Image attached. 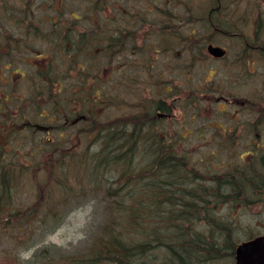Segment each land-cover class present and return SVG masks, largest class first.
Instances as JSON below:
<instances>
[{
    "label": "flooded vegetation",
    "instance_id": "obj_1",
    "mask_svg": "<svg viewBox=\"0 0 264 264\" xmlns=\"http://www.w3.org/2000/svg\"><path fill=\"white\" fill-rule=\"evenodd\" d=\"M102 101L115 125L173 139L209 182L255 178L264 0H0V130L30 136V162L71 149L68 115L86 124ZM240 184L235 212L257 214L244 223L261 230L251 238L264 233V189L246 199Z\"/></svg>",
    "mask_w": 264,
    "mask_h": 264
},
{
    "label": "trees",
    "instance_id": "obj_2",
    "mask_svg": "<svg viewBox=\"0 0 264 264\" xmlns=\"http://www.w3.org/2000/svg\"><path fill=\"white\" fill-rule=\"evenodd\" d=\"M54 107L52 103L49 109L46 108ZM100 111L98 119L93 112L89 122L75 128L70 123L72 116L68 115V143L73 145L67 151L70 170L67 173L64 168H59L61 162L55 163L59 167H55L52 178L48 176L47 179L50 181L48 193L62 202L68 199L70 191L76 190L77 194L81 189L80 195L101 192L98 196L106 204L105 221L83 250L38 264H197L199 260L223 255L232 259L236 241L260 231V228L244 223L248 219L243 220V216L249 212H235V201L243 188L240 183L247 188L241 193L246 199L254 196L257 189H264V171L252 178L246 175L249 171L238 169L250 180H227L230 174L223 173L222 179L216 178L211 183L204 173L210 171L200 169L194 156L172 146L173 139H163L159 132L149 134L144 131V124L135 125L133 129L115 125L103 101ZM130 120L133 119L130 117ZM59 123L56 134L61 139L60 120ZM23 143V139L14 140L13 133L0 130V218L17 216L2 228L8 235L5 239L15 244L28 237L36 213V209H30L22 217L8 205L12 189L16 187L12 182L14 170L17 178L22 173L23 160L37 153L32 149L34 143L20 146ZM24 147L27 149L22 153ZM52 148L55 149L54 146L48 149ZM138 153L140 167L147 164L138 173L130 172V177L110 174L116 171L113 168L126 162L133 164ZM5 193L8 194L2 200ZM47 199L49 203V197ZM225 202L230 205L220 208ZM241 228L250 231L243 230L241 236L238 232ZM24 232H27L26 236L18 242L19 236L15 235Z\"/></svg>",
    "mask_w": 264,
    "mask_h": 264
},
{
    "label": "rangeland",
    "instance_id": "obj_3",
    "mask_svg": "<svg viewBox=\"0 0 264 264\" xmlns=\"http://www.w3.org/2000/svg\"><path fill=\"white\" fill-rule=\"evenodd\" d=\"M28 144L29 140L25 138V143L22 146ZM26 149V147L22 148V153H25ZM139 155V153L136 155L137 160L133 164L129 163L130 166L125 161L126 163L123 166L113 168L116 171H112L110 174L115 176L123 174L124 177H130L132 176L130 172L138 173L139 169L147 166V164H144L140 167V163H138ZM22 167V173L17 178L16 170H14V180L12 182L16 184V187L12 189L13 194L8 205H11V211L20 213L22 217L30 209H36V213L33 215L34 226L22 243H10L5 239L8 235H5L2 228L7 226L8 221H13L17 216L12 214L0 218V223L3 222V224H0V261L15 264H38L45 260L83 250L84 246L90 243L93 234L99 230L103 221H105L103 217L104 212L106 213V204L98 196L101 192H88L80 195L81 189L77 194L76 190L70 191L72 192V194L70 192L68 194L70 197L68 196V199L62 202L59 198L51 197L48 193L50 181L47 177L51 176L54 168L59 167L58 165L53 163L24 164ZM59 168H64L68 173L70 164L63 163ZM7 194L2 195L1 199L4 200ZM48 197L49 203H47ZM250 217H254V213L245 214L243 220ZM159 229L162 230V228ZM196 230L203 231L201 227H196ZM243 230V228L238 229L239 235H244ZM251 231L254 232V230ZM161 233L164 234L163 231ZM26 234L27 232L17 233L15 236H19L18 242H21ZM237 238L239 237L237 236ZM244 239L243 237L239 238L236 244ZM231 260L228 255H223L210 258V260H199L197 264H231Z\"/></svg>",
    "mask_w": 264,
    "mask_h": 264
},
{
    "label": "water",
    "instance_id": "obj_4",
    "mask_svg": "<svg viewBox=\"0 0 264 264\" xmlns=\"http://www.w3.org/2000/svg\"><path fill=\"white\" fill-rule=\"evenodd\" d=\"M234 257V264H264V235L238 244ZM0 264L12 263L0 262Z\"/></svg>",
    "mask_w": 264,
    "mask_h": 264
},
{
    "label": "bare ground",
    "instance_id": "obj_5",
    "mask_svg": "<svg viewBox=\"0 0 264 264\" xmlns=\"http://www.w3.org/2000/svg\"><path fill=\"white\" fill-rule=\"evenodd\" d=\"M203 260L205 261V260H207V259H202V261H203Z\"/></svg>",
    "mask_w": 264,
    "mask_h": 264
}]
</instances>
